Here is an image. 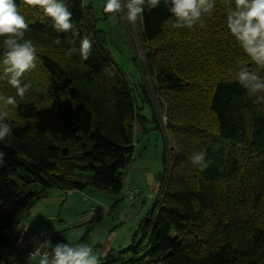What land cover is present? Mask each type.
<instances>
[{
	"label": "trees",
	"instance_id": "trees-1",
	"mask_svg": "<svg viewBox=\"0 0 264 264\" xmlns=\"http://www.w3.org/2000/svg\"><path fill=\"white\" fill-rule=\"evenodd\" d=\"M63 2L79 35L55 32L42 10L16 0L38 61L21 81L29 91L9 109L12 135L0 141V248L12 250L23 214L53 190L121 193L134 131L147 120L82 0ZM227 8L216 0L204 27L193 30L172 29L163 0L140 19L151 89L136 93L151 106L156 129L157 115L166 116L172 146L163 144L158 196L131 246L110 251L101 264H264V111L236 82L241 66H256L227 30ZM85 36L92 39L88 60L67 57ZM0 93L15 89L0 81ZM201 151L203 170L190 160ZM0 264L14 263L0 250Z\"/></svg>",
	"mask_w": 264,
	"mask_h": 264
},
{
	"label": "clouds",
	"instance_id": "clouds-1",
	"mask_svg": "<svg viewBox=\"0 0 264 264\" xmlns=\"http://www.w3.org/2000/svg\"><path fill=\"white\" fill-rule=\"evenodd\" d=\"M170 13L168 23L172 29L193 30L197 25L204 27L203 18L210 15L216 7V0H163ZM161 0H105L103 12L118 14L121 20L135 25L142 19L145 9L151 11L159 7ZM226 27L243 52L255 64L256 70L241 66L236 73V82L244 88L249 96H255L257 103L264 101V0H227ZM23 5L42 10L50 19L51 28L57 33L74 30L72 12L63 0H23ZM30 30L25 16L18 9L16 0H0V37H3V55L0 57V81H6L15 89V95L0 93V141L12 135L13 129L7 122L10 107H18V100L23 99L29 91L30 84H22L25 73L33 70L38 61L37 49L32 40L25 39ZM75 41H73L74 43ZM56 44H61L59 37ZM92 51V39L85 36L80 39L79 48H69L67 57L79 54L84 61L88 60ZM5 153L0 151V167L4 165ZM194 165L203 170L208 167L204 152L194 153L190 157ZM129 199L133 193H129ZM50 251L40 252L42 244H37L29 254L28 264L39 257L38 264H101L99 256L94 254L93 247L88 244L59 242L51 245Z\"/></svg>",
	"mask_w": 264,
	"mask_h": 264
},
{
	"label": "rangeland",
	"instance_id": "rangeland-1",
	"mask_svg": "<svg viewBox=\"0 0 264 264\" xmlns=\"http://www.w3.org/2000/svg\"><path fill=\"white\" fill-rule=\"evenodd\" d=\"M104 3L105 0H82L89 20L94 22L96 29L102 31L104 46L112 62L124 73L133 87L136 104L140 108L143 107L142 114L146 115L147 120L144 122V128L138 122L134 131L135 151L130 166L125 170L121 193L111 194L96 187H87L82 191L72 190L73 193L70 194H67V191L53 190L47 197L36 202V208L47 209L48 219L55 222L60 229L83 224L94 218L90 223L92 226L78 242L91 245L100 261L110 251H123L131 246L133 235L158 196L163 173L162 131L155 127L157 123L152 120L151 106H143L136 93L145 85L151 89V79L144 68L138 40V34L141 32L140 19L132 25L121 20L118 14H105L102 10ZM261 104L264 111V101H261ZM157 118L161 128L164 123L158 115ZM165 122L164 128L171 140L167 118ZM129 193H133L131 199ZM33 211L39 212L37 209ZM44 218L39 221L43 226L42 231H46L48 227L47 217ZM0 250L4 255H8L14 264L19 263L18 252L7 248ZM38 260L39 257H36L31 264L38 263Z\"/></svg>",
	"mask_w": 264,
	"mask_h": 264
},
{
	"label": "built area",
	"instance_id": "built-area-1",
	"mask_svg": "<svg viewBox=\"0 0 264 264\" xmlns=\"http://www.w3.org/2000/svg\"><path fill=\"white\" fill-rule=\"evenodd\" d=\"M159 119L162 120V135H163V144L166 150L171 148L172 142L169 139L168 133L165 131L164 125L166 124V116L162 113H159ZM68 192V190H67ZM57 226L55 222H51L47 231L35 230L30 234H27L28 227L26 226L22 231H20L12 246V250L19 253V263L18 264H28L29 254L32 253L37 246V244H42L40 247V252H48V245L44 244L45 241L51 242L53 235L56 232Z\"/></svg>",
	"mask_w": 264,
	"mask_h": 264
},
{
	"label": "crops",
	"instance_id": "crops-1",
	"mask_svg": "<svg viewBox=\"0 0 264 264\" xmlns=\"http://www.w3.org/2000/svg\"><path fill=\"white\" fill-rule=\"evenodd\" d=\"M146 105L143 103V106ZM142 109L143 107L141 106V110L140 113L142 116L146 117V115L142 114ZM143 117V118H144ZM72 192V190H68L67 194H70ZM73 193V192H72ZM36 204H34V206H32L31 208H29L27 210L26 213L23 214V216L21 217V219L19 220L16 228L13 231L12 234V238L15 239V237L17 236V234L22 231L26 226H29V229L27 230V234H30L31 232L35 231V230H42L43 226L39 224V221H41V219H45L44 217H47V224L49 228L50 223L53 222L52 220L48 219V210L47 209H38L36 208ZM33 209H37V211L39 210V212L35 213V211H33ZM40 213V214H38ZM47 215V216H46ZM49 220V221H48ZM68 227H64L62 229H65ZM61 229L59 228L58 231H60Z\"/></svg>",
	"mask_w": 264,
	"mask_h": 264
},
{
	"label": "water",
	"instance_id": "water-1",
	"mask_svg": "<svg viewBox=\"0 0 264 264\" xmlns=\"http://www.w3.org/2000/svg\"><path fill=\"white\" fill-rule=\"evenodd\" d=\"M91 226L92 224L89 223V224L73 226L68 229H61L57 233V235L53 238V240L50 242V244L55 245L59 242H64V243L78 242L90 229ZM48 249L49 251L51 250L50 247H48Z\"/></svg>",
	"mask_w": 264,
	"mask_h": 264
},
{
	"label": "bare ground",
	"instance_id": "bare-ground-1",
	"mask_svg": "<svg viewBox=\"0 0 264 264\" xmlns=\"http://www.w3.org/2000/svg\"><path fill=\"white\" fill-rule=\"evenodd\" d=\"M27 227H28V229H29V226H27ZM58 229H59V228L57 227L56 232H55L54 235H53V238H54V237L57 235V233L59 232ZM47 230H48V229H47ZM47 230H46V231H47ZM40 231H42V230H40ZM15 238H16V237H15ZM14 240H15V239H14ZM52 240H53V239H52ZM52 240H51V241H52ZM13 242H14V241H13ZM36 264H37V263H36Z\"/></svg>",
	"mask_w": 264,
	"mask_h": 264
},
{
	"label": "flooded vegetation",
	"instance_id": "flooded-vegetation-1",
	"mask_svg": "<svg viewBox=\"0 0 264 264\" xmlns=\"http://www.w3.org/2000/svg\"><path fill=\"white\" fill-rule=\"evenodd\" d=\"M71 227H73V226H71Z\"/></svg>",
	"mask_w": 264,
	"mask_h": 264
}]
</instances>
